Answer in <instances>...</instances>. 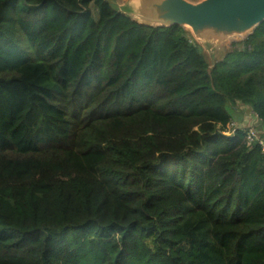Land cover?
Segmentation results:
<instances>
[{"label":"trees","instance_id":"trees-1","mask_svg":"<svg viewBox=\"0 0 264 264\" xmlns=\"http://www.w3.org/2000/svg\"><path fill=\"white\" fill-rule=\"evenodd\" d=\"M264 21L209 64L107 0H0V264H264Z\"/></svg>","mask_w":264,"mask_h":264},{"label":"water","instance_id":"water-1","mask_svg":"<svg viewBox=\"0 0 264 264\" xmlns=\"http://www.w3.org/2000/svg\"><path fill=\"white\" fill-rule=\"evenodd\" d=\"M107 1L140 24L188 28L192 38L208 46L248 35L264 21V0H128L126 7Z\"/></svg>","mask_w":264,"mask_h":264},{"label":"rangeland","instance_id":"rangeland-1","mask_svg":"<svg viewBox=\"0 0 264 264\" xmlns=\"http://www.w3.org/2000/svg\"><path fill=\"white\" fill-rule=\"evenodd\" d=\"M112 4L116 2L118 5L122 7H126L128 0H109ZM187 31L190 30L186 28ZM190 32V31H189ZM247 35H234L226 38L220 43H216L215 46L213 44L204 45L202 43H199L195 40L200 47L203 50V53L205 54L206 58L209 60V64L212 65L215 62H218L224 54L232 49L234 45L242 46L244 39ZM206 44V43H205ZM233 106V105H232ZM231 105H228V111L231 114V121L229 122V125L227 126V129L224 131L225 134H232V128L233 126L231 123L233 122L235 126H239V129L244 130L248 127H253L254 130H257V134H260L262 138H264V127L260 123L259 119L256 117L255 113L251 111V109L239 102H237L234 106L235 108H232Z\"/></svg>","mask_w":264,"mask_h":264},{"label":"built area","instance_id":"built-area-1","mask_svg":"<svg viewBox=\"0 0 264 264\" xmlns=\"http://www.w3.org/2000/svg\"><path fill=\"white\" fill-rule=\"evenodd\" d=\"M231 125L233 126L232 131H231L232 133L235 132L236 129L240 128L239 126H235L233 122L231 123ZM255 131L257 132V130L256 129L254 130L253 127H248L247 129L244 128L243 132L245 133L244 135L245 143L247 146H250V147L254 145L255 143H257L260 146L261 152L264 153V138H262L260 134H257Z\"/></svg>","mask_w":264,"mask_h":264},{"label":"crops","instance_id":"crops-1","mask_svg":"<svg viewBox=\"0 0 264 264\" xmlns=\"http://www.w3.org/2000/svg\"><path fill=\"white\" fill-rule=\"evenodd\" d=\"M236 106H232V108H235Z\"/></svg>","mask_w":264,"mask_h":264}]
</instances>
